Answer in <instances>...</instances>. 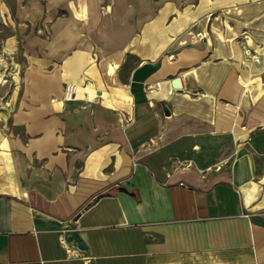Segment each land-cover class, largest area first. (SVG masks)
I'll use <instances>...</instances> for the list:
<instances>
[{"label": "crops", "instance_id": "crops-1", "mask_svg": "<svg viewBox=\"0 0 264 264\" xmlns=\"http://www.w3.org/2000/svg\"><path fill=\"white\" fill-rule=\"evenodd\" d=\"M0 17V264H264V0Z\"/></svg>", "mask_w": 264, "mask_h": 264}, {"label": "rangeland", "instance_id": "rangeland-1", "mask_svg": "<svg viewBox=\"0 0 264 264\" xmlns=\"http://www.w3.org/2000/svg\"><path fill=\"white\" fill-rule=\"evenodd\" d=\"M14 7V0H0V9H6V11L8 13H11V11L13 10ZM6 27V23L5 20H3L2 17H0V84H8L9 82L7 81H11V76L13 74V72H11V69L8 68V65L11 61L10 59V54L6 53V52H2L1 50V39L4 37L5 34V28ZM5 100L2 97H0V111L4 110L5 107V103H3ZM4 104V105H3ZM3 105V106H2ZM0 119H1V115H0ZM1 121V120H0ZM3 127L4 129H1V124H0V135L6 137L7 135V121L3 120ZM5 142H1L0 143V147H5ZM1 149V148H0ZM5 153L4 151H2V149L0 150V177L8 174L10 175L11 171L10 169V163L8 161V159L5 158Z\"/></svg>", "mask_w": 264, "mask_h": 264}, {"label": "built area", "instance_id": "built-area-1", "mask_svg": "<svg viewBox=\"0 0 264 264\" xmlns=\"http://www.w3.org/2000/svg\"><path fill=\"white\" fill-rule=\"evenodd\" d=\"M197 37L199 38V39H201L202 37H203V35L202 34H200V33H198L197 34ZM74 93H75V86L74 85H67L66 87H65V91H64V98L66 99V100H71L72 99V97H73V95H74ZM61 244L62 245H65V242L64 241H61Z\"/></svg>", "mask_w": 264, "mask_h": 264}, {"label": "water", "instance_id": "water-1", "mask_svg": "<svg viewBox=\"0 0 264 264\" xmlns=\"http://www.w3.org/2000/svg\"><path fill=\"white\" fill-rule=\"evenodd\" d=\"M171 85L174 89L176 90H180L181 89V82H180V78L179 77H176L174 78L172 81H171ZM168 114V112H166ZM120 191H123V192H127V190L124 188V187H120L119 188ZM79 246H81L79 244Z\"/></svg>", "mask_w": 264, "mask_h": 264}, {"label": "bare ground", "instance_id": "bare-ground-1", "mask_svg": "<svg viewBox=\"0 0 264 264\" xmlns=\"http://www.w3.org/2000/svg\"><path fill=\"white\" fill-rule=\"evenodd\" d=\"M0 181H1L0 190H2V191L10 190L9 186L7 185V183L5 181H3L2 179H0Z\"/></svg>", "mask_w": 264, "mask_h": 264}]
</instances>
